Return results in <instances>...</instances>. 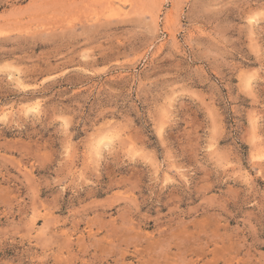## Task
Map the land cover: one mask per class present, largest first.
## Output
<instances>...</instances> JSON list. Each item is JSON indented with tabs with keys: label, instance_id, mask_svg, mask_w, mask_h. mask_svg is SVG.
Listing matches in <instances>:
<instances>
[{
	"label": "rangeland",
	"instance_id": "1",
	"mask_svg": "<svg viewBox=\"0 0 264 264\" xmlns=\"http://www.w3.org/2000/svg\"><path fill=\"white\" fill-rule=\"evenodd\" d=\"M0 264H264V0H0Z\"/></svg>",
	"mask_w": 264,
	"mask_h": 264
},
{
	"label": "bare ground",
	"instance_id": "2",
	"mask_svg": "<svg viewBox=\"0 0 264 264\" xmlns=\"http://www.w3.org/2000/svg\"><path fill=\"white\" fill-rule=\"evenodd\" d=\"M108 6V5H107ZM248 84V83H247ZM10 110V109H9ZM36 110H38V109H36ZM102 139V138H101ZM109 143V142H108ZM91 146V145H90ZM94 146V145H93ZM97 151V150H96ZM97 153V152H96Z\"/></svg>",
	"mask_w": 264,
	"mask_h": 264
}]
</instances>
